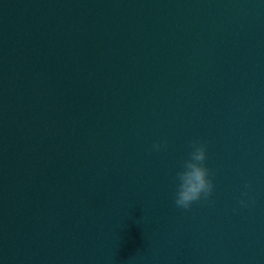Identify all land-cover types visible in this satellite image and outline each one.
Returning <instances> with one entry per match:
<instances>
[{
  "label": "clouds",
  "instance_id": "clouds-1",
  "mask_svg": "<svg viewBox=\"0 0 264 264\" xmlns=\"http://www.w3.org/2000/svg\"><path fill=\"white\" fill-rule=\"evenodd\" d=\"M162 146L161 143H155L153 150L159 151ZM206 159V145L203 142L194 141L189 158L183 162L182 170L176 174L179 183L175 204L178 208H190L194 202L212 195L214 184L210 178V169L205 165ZM244 195L246 196L247 193ZM240 203L245 204L246 202L241 200Z\"/></svg>",
  "mask_w": 264,
  "mask_h": 264
}]
</instances>
